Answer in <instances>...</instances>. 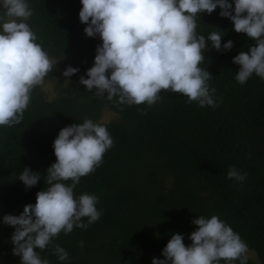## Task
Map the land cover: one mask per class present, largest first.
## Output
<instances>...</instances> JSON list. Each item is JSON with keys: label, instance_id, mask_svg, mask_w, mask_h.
<instances>
[{"label": "trees", "instance_id": "16d2710c", "mask_svg": "<svg viewBox=\"0 0 264 264\" xmlns=\"http://www.w3.org/2000/svg\"><path fill=\"white\" fill-rule=\"evenodd\" d=\"M29 6L28 23L58 62L32 89L22 120L0 127V215H18L24 204L35 202V193L46 187L45 170L55 161L52 141L59 129L90 118L106 126L113 144L100 166L80 178L74 194H95L101 215L86 229L74 226L56 237L68 261H58L51 246L40 251L49 264H151L153 256L163 258L172 232L183 233L187 245L197 227L191 221L213 214L246 242L248 264H264V80L253 74L237 83L239 66L232 62L254 41L232 30L231 21L217 14L219 7L197 14L198 34L207 38L218 28L225 34L222 43L233 41L227 51L207 47L199 65L212 75L218 104L201 107L162 90L150 106L116 105L79 84L100 43L83 32L79 0H29ZM66 65L79 68L67 78L69 85L61 75ZM24 167L41 173L28 189L17 178ZM230 167L246 178L228 179ZM12 232L0 224V264H19L11 251Z\"/></svg>", "mask_w": 264, "mask_h": 264}, {"label": "clouds", "instance_id": "9594fccd", "mask_svg": "<svg viewBox=\"0 0 264 264\" xmlns=\"http://www.w3.org/2000/svg\"><path fill=\"white\" fill-rule=\"evenodd\" d=\"M78 19L83 32L100 43L92 66L79 77L84 90L116 105L148 106L159 93H179L186 103L215 107L218 98L210 87L212 75L199 65L211 46L218 52L233 47L223 43L218 28L207 38L196 32V16L218 15L231 21L232 30L254 41L246 51L232 57L238 65L235 80L243 85L255 74L264 80V0H79ZM33 14L29 0H0V127L18 124L35 86L53 70L57 59L39 41L28 23ZM79 71L66 65L64 83ZM85 76L87 78H85ZM139 110V109H138ZM111 135L102 123L90 118L61 127L52 141L55 161L45 170L46 187L35 193V202L16 214L0 215V224L13 227L12 254L19 264H49L40 251L51 246L58 261H68V252L56 237L74 226L86 229L100 218L93 193L74 194L80 178L94 171L102 155L112 147ZM228 179L243 181L247 173L230 167ZM25 189L41 180V173L24 167L17 174ZM86 218V220L82 219ZM197 227L188 234L172 232L161 256L151 264H248L246 242L224 220L213 214L196 216ZM158 235V234H157ZM79 244L83 246V241Z\"/></svg>", "mask_w": 264, "mask_h": 264}, {"label": "rangeland", "instance_id": "374dc122", "mask_svg": "<svg viewBox=\"0 0 264 264\" xmlns=\"http://www.w3.org/2000/svg\"><path fill=\"white\" fill-rule=\"evenodd\" d=\"M50 88V85H48V89ZM103 118H104V120H105V118L107 119L108 118V114H105L104 112H103ZM250 255V254H249ZM251 256V255H250Z\"/></svg>", "mask_w": 264, "mask_h": 264}]
</instances>
